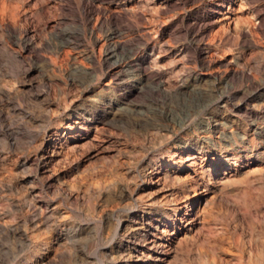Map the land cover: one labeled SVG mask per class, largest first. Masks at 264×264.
Listing matches in <instances>:
<instances>
[{
  "label": "rangeland",
  "instance_id": "rangeland-1",
  "mask_svg": "<svg viewBox=\"0 0 264 264\" xmlns=\"http://www.w3.org/2000/svg\"><path fill=\"white\" fill-rule=\"evenodd\" d=\"M0 1V264H264V0Z\"/></svg>",
  "mask_w": 264,
  "mask_h": 264
},
{
  "label": "bare ground",
  "instance_id": "bare-ground-1",
  "mask_svg": "<svg viewBox=\"0 0 264 264\" xmlns=\"http://www.w3.org/2000/svg\"><path fill=\"white\" fill-rule=\"evenodd\" d=\"M72 2L74 3V6L79 10L81 7H83L84 8V6H85V2H84V0H72ZM86 8V7H85ZM115 11V10H114ZM6 16V17H8L9 18V20H11V22L13 23V24H11L9 27H8V29L10 30V32H14V30L16 31V29L14 28V23H16L17 22V24H18V22L19 21H22L23 19H24V13H22L21 11H19L17 8H15V7H8V6H5L4 4H3V2H1L0 1V21H4L3 20V16ZM223 15V14H222ZM80 17V19H82L83 20V17H82V15H79ZM7 19V18H6ZM116 20V23L118 24V18H115ZM237 28V27H236ZM120 29H121V27H120ZM84 30H85V28H84ZM68 42V40H62L61 41V44H65V43H67ZM59 45V44H58ZM124 47V45H123V43H122V40H117V42H116V45H115V48H114V50H115V52H118L121 48L122 49H124L123 48ZM126 48V47H125ZM200 51V50H199ZM91 54V53H90ZM124 54H126V52L124 53ZM141 55V54H140ZM94 56V60H95V55H93ZM99 56V55H98ZM116 56V55H115ZM91 57H89V59H90ZM118 58H122V59H127L128 60V63H130V64H134V63H136V61H138V64L140 65V66H143V64H144V61L141 59V58H139V57H134V56H132V52L131 51H128V53L126 54V57H124V56H122V54H121V56L119 57L118 56ZM93 61V60H92ZM95 62V61H94ZM119 65V64H118ZM239 65V64H238ZM76 66V65H75ZM120 68V67H119ZM234 68V67H233ZM232 68V69H233ZM243 68H244V66H243ZM230 69H231V67H230ZM236 69H239V68H236ZM236 69L235 70H232L233 72H232V76L234 77V76H236L237 75V71H236ZM240 69H242V68H240ZM113 70V69H112ZM119 70V69H118ZM143 70H144V68H143ZM229 70V69H228ZM86 71V70H85ZM117 71V70H116ZM145 71V70H144ZM143 71V72H144ZM210 71V70H209ZM239 71V70H238ZM244 71V70H243ZM242 71V72H243ZM89 72V71H88ZM224 72H226V71H224ZM245 72V71H244ZM238 73H240V72H238ZM223 74V73H222ZM220 75V74H219ZM240 75V74H239ZM244 75V74H243ZM146 76H147V74H146ZM227 76V75H226ZM229 76V75H228ZM227 76V77H228ZM231 76V75H230ZM248 76V75H247ZM242 78H244V76L242 77ZM216 79V78H215ZM218 79V78H217ZM224 79V78H223ZM219 82V81H218ZM224 83V82H223ZM214 85H216V84H214ZM217 85H219V84H217ZM225 87V86H224ZM227 87V86H226ZM231 87V86H230ZM220 88V87H219ZM199 90V89H198ZM185 91V90H184ZM179 93V92H178ZM186 93V92H185ZM198 93V92H197ZM200 93V92H199ZM202 93V92H201ZM187 94V93H186ZM205 94V93H204ZM223 94V93H222ZM190 95V94H189ZM201 95H203V94H201ZM216 95V94H215ZM261 95V94H260ZM193 96V95H192ZM197 96V95H196ZM195 96V97H196ZM227 96H229V95H227ZM244 96H246V95H244ZM177 97V96H176ZM190 97V96H189ZM200 97V96H199ZM205 97V96H204ZM230 97V96H229ZM228 97V98H229ZM250 97V96H249ZM178 98V97H177ZM184 98V97H183ZM208 98V97H207ZM185 99V98H184ZM190 99V98H189ZM220 99V98H219ZM182 100V99H181ZM180 100V101H181ZM198 100H199V98H198ZM197 100V101H198ZM246 100V99H245ZM201 102H202V99H201ZM225 102V101H224ZM197 105V104H196ZM219 106V105H218ZM222 106V105H221ZM196 107V106H195ZM225 107H226V105H225ZM260 107H263V106H260ZM194 108V107H193ZM182 109V108H181ZM193 110V109H192ZM181 112H183V111H181ZM218 114V113H217ZM189 115V114H188ZM215 115V114H214ZM219 116V115H218ZM227 117V116H226ZM207 119H209V118H207ZM91 120V119H90ZM184 121V120H183ZM227 121V120H226ZM234 123V122H233ZM172 124H174L173 122H172ZM224 124L225 123H223V122H221L220 121V119H214V121H213V127L211 128V130H210V132H216V134L218 133V134H221L222 132H221V127L222 126H224ZM182 125V124H181ZM206 125V124H205ZM252 125V124H251ZM256 125V124H255ZM253 126V125H252ZM262 126V125H261ZM201 127V126H200ZM260 127V126H259ZM207 128H209V127H207ZM248 128V127H247ZM210 129V128H209ZM236 129V128H235ZM246 129V128H245ZM264 129V128H263ZM202 130V129H201ZM204 130V129H203ZM249 130V129H248ZM256 131L258 130V129H255ZM238 131V130H237ZM246 131V130H245ZM232 132V131H231ZM58 133V132H57ZM210 135V134H209ZM239 135V134H238ZM252 135H254V134H252ZM223 136V135H222ZM54 137V136H53ZM195 137V136H194ZM205 137V136H204ZM219 137V136H218ZM248 137V136H247ZM55 138V137H54ZM57 138V140H59V142H61V144L59 145V148H58V144H52V145H46L44 148H45V150H44V152H43V155H44V158H45V163L46 164H49V163H52L54 160H57V158L58 157H60L64 152H68V151H65V149H68V146H69V142H70V138H69V136H68V134H64V135H59V136H57L56 137ZM203 138V137H202ZM235 138H236V135H235ZM197 139V138H196ZM224 139V138H223ZM232 139V138H231ZM264 139V138H263ZM42 141V140H41ZM179 141V140H178ZM197 141V140H196ZM236 142V141H235ZM42 143H43V141H42ZM50 143H54V141H50ZM58 143V142H57ZM225 143V142H224ZM230 143V142H229ZM232 143V142H231ZM251 144V143H250ZM44 145V144H43ZM228 145V144H227ZM237 145V144H236ZM252 145V144H251ZM264 145V144H263ZM219 146V145H218ZM42 147V146H41ZM184 147V146H183ZM236 148V147H235ZM263 148H264V146H263ZM249 151V150H248ZM173 153V152H172ZM219 154V153H218ZM63 155H66V154H63ZM264 155V154H263ZM264 157V156H263ZM191 159V158H190ZM189 159V160H190ZM163 160V159H162ZM169 161V160H168ZM180 161V160H179ZM245 161V160H244ZM258 161V160H257ZM195 162V161H194ZM197 163V162H196ZM201 163V162H200ZM247 163V162H246ZM199 164V163H198ZM262 164V163H261ZM148 165V164H147ZM197 165V164H196ZM202 165V164H201ZM177 168V167H176ZM189 168V167H188ZM256 168V167H255ZM263 168V167H262ZM208 169V168H207ZM246 170V169H245ZM257 170V169H256ZM199 171V170H198ZM236 171L237 170H234V172L236 173ZM253 171V170H252ZM251 171V172H252ZM258 171V170H257ZM259 171H261V169H260V167H259ZM259 171L257 172L258 174H259ZM156 172H157V170H156ZM214 172V171H213ZM254 172V171H253ZM264 172V171H263ZM234 173V174H235ZM244 173H245V171H244ZM261 173V172H260ZM163 174V180H165V179H167V178H170L171 176H176L174 173H172V174H170V169H166V171L164 172V173H162ZM174 174V175H173ZM179 176V175H178ZM233 176H235V175H233V173H232V171H224V172H222L221 174H220V177H219V180L220 181H222V182H224V180H227V179H230V178H233ZM244 176H245V174H244ZM189 177V176H188ZM192 177H193V175H192ZM201 177H203V176H201ZM206 178V177H205ZM211 178V177H210ZM244 178V177H243ZM161 179V177H159L157 180H160ZM179 179V178H178ZM237 179H239V178H237ZM237 179H235V180H237ZM252 179V178H251ZM205 180V179H204ZM217 180V179H216ZM240 180V179H239ZM248 180H250V171H248L247 172V176H246V178H245V181H248ZM193 181V180H192ZM234 181V180H233ZM211 182H212V180H211ZM231 182H232V180H231ZM231 182H229V183H231ZM213 183V182H212ZM221 183V182H220ZM240 183V182H239ZM241 183H243V182H241ZM206 184V183H205ZM250 184V183H249ZM200 185V184H199ZM231 185V184H230ZM233 185V184H232ZM206 186V185H205ZM227 186H228V181H225L223 184H222V186L221 187H219V189H217V188H215V190L212 192V193H209V192H201L202 194H197L199 197L202 195V197L200 198V199H198V200H200V202L199 203H195V202H193V204L192 205H190L189 206V210H188V212H192V211H194V213H193V216H191L189 219H188V222L190 223V227H189V232L190 231H192L193 230V232L195 231V230H198V225L200 224V223H202V221L204 220V216H205V214H206V210H208L207 209V206H208V204L207 203H209V202H211L212 203V199H214L213 198V194H215L216 192H223V190H225V188H227ZM247 186V185H246ZM194 187V186H193ZM249 187V186H248ZM207 188V187H206ZM209 189V188H208ZM123 190V189H122ZM211 190V189H210ZM199 191V190H198ZM130 192V191H129ZM128 191H127V193H129ZM122 193V192H121ZM153 193V192H152ZM242 193V192H241ZM125 194V193H124ZM192 195V194H191ZM195 195V194H194ZM197 195H196V197H197ZM248 195V194H247ZM252 195V194H251ZM225 196V195H224ZM240 196V195H239ZM188 197V196H187ZM236 197H238L237 195H236ZM253 197V196H252ZM259 197V196H258ZM258 197H257V199H258ZM129 198V197H128ZM189 198V197H188ZM240 198L242 199V200H245V197L244 196H240ZM252 199V198H251ZM251 199H249V200H251ZM256 199V200H257ZM260 199V198H259ZM131 200V199H130ZM202 200V201H201ZM247 201H248V199H247ZM246 201V203H248ZM210 203V204H211ZM253 203V202H252ZM213 205V204H212ZM250 205H251V203H250ZM249 205V206H250ZM253 206V205H252ZM208 208H210L209 206H208ZM255 208V207H254ZM129 211V210H128ZM187 211V210H186ZM131 212V211H130ZM186 213V212H185ZM141 214V213H140ZM27 215V214H26ZM40 215H41V213H40ZM189 215V214H188ZM133 217V216H132ZM179 218V217H178ZM132 219V218H131ZM146 219V218H145ZM133 221V220H132ZM145 221V220H144ZM149 221V220H148ZM134 222V221H133ZM136 222V221H135ZM138 222V221H137ZM140 223V222H139ZM120 224V223H119ZM132 224V223H131ZM119 226V225H118ZM152 226V225H151ZM158 225H154V227H157ZM182 226V225H181ZM142 227V226H141ZM147 227V226H146ZM159 227V226H158ZM157 227V228H158ZM125 228V227H124ZM126 229V228H125ZM135 229V228H134ZM147 229V228H146ZM145 229V230H146ZM159 229V228H158ZM128 230V229H127ZM162 230H163V228H162ZM129 231V230H128ZM147 231H148V229H147ZM166 231V230H165ZM200 231V230H199ZM138 232H140V231H138ZM168 232V231H167ZM174 232V231H173ZM197 232V231H196ZM123 233H125V232H123ZM150 233V232H149ZM31 234V233H30ZM30 234H28V231H23L22 232V235H24L25 237H28ZM143 234V233H142ZM186 234V233H185ZM196 234V233H195ZM198 234V233H197ZM200 234V233H199ZM18 235V234H17ZM126 235V234H125ZM149 235V234H148ZM188 235V234H187ZM192 235V234H191ZM190 235V236H191ZM23 236V237H24ZM199 236V235H198ZM197 236V237H198ZM152 237H153V235H152ZM156 237V236H155ZM162 237V236H161ZM182 237V236H181ZM193 237V236H192ZM132 238V242L133 241H136V239L134 238V237H131ZM184 238V237H183ZM199 238V237H198ZM147 239V238H146ZM195 239H197V238H195ZM156 240V239H155ZM189 240V239H188ZM150 241V240H149ZM51 242V241H50ZM122 242V241H121ZM142 242V241H141ZM140 242V243H141ZM165 242H166V240H165ZM181 242V241H180ZM120 243V242H119ZM149 243V242H148ZM153 244H156V242L155 241H153L152 242ZM159 244V243H158ZM129 245V244H128ZM164 245V244H163ZM162 245V246H163ZM164 247H165V245H164ZM136 248H140V250H142L141 249V247H140V245H137L136 244ZM150 249V248H149ZM151 249H154L153 247L151 248ZM169 249V248H168ZM209 249H210V247H209ZM53 250V249H52ZM159 250V249H158ZM161 250H163V249H161ZM211 250H212V248H211ZM51 251V250H50ZM130 251V250H129ZM165 251V250H164ZM125 252V251H124ZM133 253V252H132ZM142 253V252H141ZM215 253V252H214ZM119 254V253H118ZM121 254V253H120ZM130 254V253H129ZM153 254V253H152ZM122 255V254H121ZM120 255V256H121ZM144 255H145V253H144ZM214 255V254H213ZM54 256V255H53ZM126 256V255H125ZM129 256V255H128ZM136 256H137V254H136ZM148 256V255H147ZM151 256V255H150ZM212 256V255H211ZM217 256V255H216ZM216 256H214V257H216ZM134 257V256H133ZM142 257V256H141ZM141 257H139V256H137V258H136V260L134 259V261H133V263L134 264H145V262L143 261V258H141ZM145 257V256H144ZM157 257L158 258H160V255L158 254L157 255ZM213 257V256H212ZM211 257V258H212ZM217 258H218V256H217ZM45 259V258H44ZM161 259V258H160ZM159 259V260H160ZM126 260V259H125ZM148 260V259H147ZM165 260V259H164ZM253 260H255L254 258H253ZM161 261V260H160ZM216 261H218V259L216 260ZM215 261V262H216ZM257 261V260H256ZM165 262V261H164ZM213 262V261H212ZM214 262V264H216ZM226 262V261H225ZM224 262V263H225ZM120 264V263H119ZM210 264H211V262H210ZM220 264H222V263H220ZM225 264H227V263H225Z\"/></svg>",
  "mask_w": 264,
  "mask_h": 264
}]
</instances>
